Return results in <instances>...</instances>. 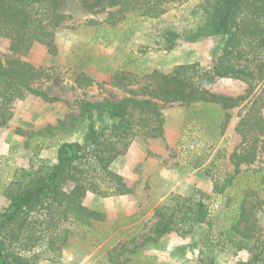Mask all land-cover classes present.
Returning a JSON list of instances; mask_svg holds the SVG:
<instances>
[{
	"label": "trees",
	"instance_id": "obj_1",
	"mask_svg": "<svg viewBox=\"0 0 264 264\" xmlns=\"http://www.w3.org/2000/svg\"><path fill=\"white\" fill-rule=\"evenodd\" d=\"M186 1L80 3L90 13L114 9L106 23L117 27L133 16L158 19ZM60 3L61 0H0V38L12 54L10 58H0V135L9 128L17 102L28 96L59 101L40 88L52 77L48 69L22 58L35 45L45 46L50 55L58 53L59 33L71 20L61 12ZM196 14L199 21L186 33L187 40L219 37L222 41L210 69L196 62L176 66L170 73L155 70L145 76L147 83L140 90L132 88L139 84V76L119 71L113 83L128 96L96 102L77 100V115L70 114L38 131L15 130L24 138V149L31 156L28 166L16 168L5 180L0 177V190L9 200L8 207L0 213V264H39L45 257L54 260L69 241L70 226L86 230L105 223L104 213L85 206V198L89 193L101 198L135 194V185L116 172L113 164L128 153L135 141L147 150L153 143L170 149L165 141L163 108L176 103L218 105L225 112L222 132L232 117L230 111L240 108L236 133L242 142L230 155L233 173L223 182L213 183V195L221 199L218 207L211 209L206 200L213 197L202 192L197 199L173 194L167 203L155 208L157 222L143 244L173 233L193 237L196 229L205 225L201 237L190 245L199 251L201 261L216 253L237 256L247 251L248 260L238 264H264V229L258 219L264 206L259 196L264 187V169L252 168L264 150V0H202ZM225 78L244 82L245 92L229 95L213 91V85ZM74 82L78 89L94 84L84 74H78ZM81 119L88 124L84 140L65 141L63 137L73 133ZM53 147L58 148L57 162L50 164L42 152ZM243 165L248 168L243 170ZM137 248L129 250L120 241L107 253L109 264H133L125 254Z\"/></svg>",
	"mask_w": 264,
	"mask_h": 264
},
{
	"label": "rangeland",
	"instance_id": "obj_2",
	"mask_svg": "<svg viewBox=\"0 0 264 264\" xmlns=\"http://www.w3.org/2000/svg\"><path fill=\"white\" fill-rule=\"evenodd\" d=\"M201 2L188 0L155 20L129 17L115 27L106 23L109 12L114 9L90 13L80 0H61L60 10L71 20L59 33L58 53L50 55L45 46L35 45L31 53L22 58L48 69L52 77L40 88L59 101L28 96L15 104L9 128L6 134L4 131L0 135L1 179L5 180L16 168L29 163L31 153L24 149V138L15 133L17 128L38 131L70 114L77 115L80 113L77 100L96 102L128 96L129 93L113 83L117 72L128 71L139 76V84L132 88L140 90L147 83L145 76L155 70L170 73L176 66L196 62L210 69L220 53L221 38L188 41L185 37L199 21L196 12ZM10 57L12 54L0 38V58ZM78 74L91 77L94 84L86 89L75 88ZM212 88L219 93L238 95L245 92L247 85L225 78ZM163 112L166 143L177 140L176 144H168L175 146L178 154L158 143L147 150L141 142H133L128 153L113 164V169L135 185V194L115 198L96 195L95 201H90L95 206L91 209L104 213L106 222L86 230L70 226L72 234L62 254L54 260L42 258L39 264H109L107 253L120 241L126 243L129 250L138 247L136 252L125 254L131 257L133 264H238L243 257L249 258V253L242 251L237 256L216 253L201 261L199 251L190 245L201 237L205 225L196 229L193 237L183 238L173 233L143 244L149 229L157 222L155 208L167 203L173 194L197 199L202 192L213 197L206 200L211 209L218 207L221 199L213 195V183L215 180L223 182L233 173L230 155L242 142L236 129H229L233 121L238 124L240 108L230 111L232 117L224 132L225 112L215 104H167ZM87 130L88 124L81 119L74 132L63 138L82 142ZM57 153L58 148L53 147L44 150L42 157L55 164ZM242 168L246 170L248 166ZM252 168L264 169V150ZM209 185L211 193L204 190ZM259 196L264 199V187ZM8 205L9 200L0 190V213ZM258 219L264 229V206ZM184 248L187 252L183 253Z\"/></svg>",
	"mask_w": 264,
	"mask_h": 264
},
{
	"label": "crops",
	"instance_id": "obj_3",
	"mask_svg": "<svg viewBox=\"0 0 264 264\" xmlns=\"http://www.w3.org/2000/svg\"><path fill=\"white\" fill-rule=\"evenodd\" d=\"M75 88H76V86H75ZM236 126H237V121H233V123H231L230 124V128L229 129H232V128H234V130L236 129ZM8 130V129H7ZM6 130V131H7ZM6 131L4 132V134H6ZM3 134V135H4ZM165 141H166V136H165ZM168 143L169 144H176L177 143V140L175 141V140H172V142H170V141H168ZM167 143V145L169 146V144ZM169 150H171V151H174L173 149H175V146L174 147H170L169 146ZM177 149V148H176ZM147 156H150L149 154L147 155ZM205 190V192H207V193H211V191H212V186L211 185H209L208 187H207V189H204ZM95 198H96V195L95 194H92V193H89L88 195H87V197L85 198V200H84V205L85 206H87V207H89V208H94L95 206L94 205H91L90 204V201H95ZM115 198V197H114ZM242 254V253H241ZM244 259H242L243 261H247L248 260V257H243Z\"/></svg>",
	"mask_w": 264,
	"mask_h": 264
}]
</instances>
